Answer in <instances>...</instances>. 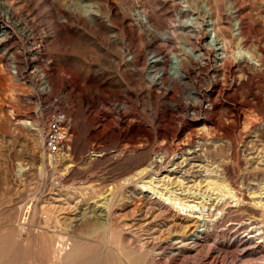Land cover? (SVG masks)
<instances>
[{"label":"rangeland","instance_id":"obj_1","mask_svg":"<svg viewBox=\"0 0 264 264\" xmlns=\"http://www.w3.org/2000/svg\"><path fill=\"white\" fill-rule=\"evenodd\" d=\"M134 4L161 36L170 33L166 25L180 30L184 19V35L148 43L128 23ZM191 16L200 26L195 33L186 26ZM0 19L6 22L0 45L15 53L19 68L25 31L41 37L50 84L49 93L35 94L14 83L0 51V264H264V0H184V11L177 0H0ZM209 19L231 50L255 53L259 65L238 61L232 72L229 55L212 76L210 63L208 74L199 73L191 57L192 81L164 74L167 91L148 86L145 54L160 53L167 70L171 55L209 40ZM213 81L217 110L199 138L200 126L183 122L186 90ZM34 102L42 118L51 108L69 117L68 152L43 151L29 120ZM176 135L188 141L191 162L203 165L190 189L228 201L219 210L215 204L209 210L206 198L195 206L211 213L197 246L177 243L192 230L185 226L189 208L139 188L153 177L137 175L152 148L165 139L169 156ZM112 188L103 208L99 195Z\"/></svg>","mask_w":264,"mask_h":264},{"label":"bare ground","instance_id":"obj_2","mask_svg":"<svg viewBox=\"0 0 264 264\" xmlns=\"http://www.w3.org/2000/svg\"><path fill=\"white\" fill-rule=\"evenodd\" d=\"M7 8H9V7H7ZM8 12L6 11L5 13L10 16L11 14H9ZM206 14H207V12H206ZM221 21H223V20H221ZM205 25L207 26L206 30L208 31V33H210V38L208 41L203 42L201 44V47H199L195 50H191L190 48H185V54L179 53L180 56H179V54H177L178 56H176V55L170 56L172 60L170 61V64H169L168 69L166 71L170 74V76L172 78H175L176 80H178L180 82L182 79L184 80V79H190L191 78V81H192V78H193V76H191L192 71L188 67V63L190 62L191 57H193V59L197 60V62H198L197 68H198L199 73L201 71H205V73L208 74L207 72H209L211 70L212 76L215 75V73L222 68V66L227 61L229 55H233L235 58V60H234L235 65L230 67V70L232 72H234L237 69L238 61H245V62L250 63V64H256L257 66L259 65L258 59L256 57L257 55H255V53L252 54L248 50L241 48V47H236L235 50H231L232 49L231 46L227 45L228 44L227 39H225V37L223 38V37L219 36L220 34L218 35V33H217V31H218L217 27L218 26L216 25L217 26L216 27L214 25V21L212 22L209 19L207 21V24H205ZM186 26L188 27V30L190 31V33L191 32L195 33V31H197L200 28V26L196 22V17H192V16L190 18H188ZM236 26H238V25H236ZM5 27H6V22H4L3 20L0 19V39H1V37H3V35H5L4 33H6ZM25 29L27 30V28H25ZM25 29H23V30L25 31ZM27 32H29V31H27ZM159 33H161V32H159ZM236 35H238V34H236ZM227 48L230 50L228 51ZM158 51H161V50H158ZM151 56H152L151 60H153V64L155 67L154 72L156 73V75H158V74L162 73V71H161L162 70V65H161L162 61H161L160 53H153L152 52ZM209 63L211 66L210 70L207 69L208 67L206 68L207 64H209ZM199 73H197V75H199ZM197 75H195L194 81H196ZM184 76H185V78H184ZM197 83H199V82H197ZM48 84H49V80H48ZM49 86H50V84H49ZM218 87H217L216 82L213 81L206 89H204V88L201 89L200 87H198V85H197V87H195L194 85L193 86L191 85V87L186 90V94L188 95V100L185 101V104L183 105L184 106V109H183L184 113H182L183 122H185V125L189 126V127L199 125L200 126L198 128V135L200 136L199 138H202V136L205 134V132L207 133V130H208V128L206 126L207 121L205 118L207 116L209 117L210 115H212V113L214 111L217 110V109L214 110L216 108L215 107L216 105L213 101L214 100L213 95H214V92H218V90H219ZM224 90L222 89L221 91H224ZM72 94H71V96H72ZM215 98H217V96ZM185 116H186V118H185ZM243 127L244 126H242L241 128H243ZM172 141H173V145H172L173 147L171 149L168 148V149H170L169 156H168L169 151H167V148H166L167 145L164 146V144L166 142L165 139L160 140L157 144H155L154 147L152 146L153 147L152 148L153 157L150 159L149 162L147 161V164H144V166L138 171L137 175H139V178H140V176L145 178L144 176L147 177L150 175H152L153 177H151L147 181H140V182H142L141 183L142 185L139 188H140L141 193H143L144 191H148V192L151 191L153 194H155L156 196L158 195L159 198L164 199L165 201H167V203H169L172 206H177V204H182V205H184V206H182V207H184V209H185V207H188L189 209H187V211L190 212V213L188 212L189 213L188 216L189 217L191 216V219L187 220L188 223L185 226L187 227V229L192 228V230H190V232L187 235L185 234L186 236L179 238L177 240V243L181 246H185V244L186 245L192 244L194 246H197L200 244L201 240H203V238L206 236V229H207V222L208 221L205 218L210 219L211 213L208 212L207 214H204L203 211H201V209H197L195 206H197V204L198 205L201 204L200 202L202 200H204V198H206V200L209 201V203H208V209L209 210L212 209L214 204H215V206L213 207V209H217V208L221 207L223 204L227 203L228 201L225 202V198H224L225 195L224 194L222 195L220 193L211 192V191L204 193V192H200V190L196 191V190L190 189L188 182L191 181L193 183H196L195 178H194L195 176L193 175V172L200 173L201 168L203 169V167H202L203 165H201L200 163H192L191 162V161H196V160L193 159V157L189 156V154H191L193 151L188 150V147H189L187 145V144H189L188 141L185 140L187 142L185 144V141H183V139L180 138L179 136L177 137V135L175 136V139H173ZM169 147H171V146H169ZM148 151H150V150H148ZM181 157H183V158H181ZM176 158H181V160L180 161L177 160V162L176 161L174 162V160ZM48 159L50 160V158H48ZM49 162H51V161H49ZM169 163H170V165H168ZM201 176H202V174H201ZM132 177L131 178L129 177V178L132 179ZM130 179H128V180H130ZM202 179H198V180L201 181ZM126 184H127V182H126ZM132 184L135 185V183H132ZM199 184L200 183H198V185ZM191 185H192V183H191ZM198 185H196V186L199 187ZM127 186H128V184H127ZM137 187H138V185H137ZM104 192H105V190H104ZM151 192H149V193H151ZM113 194H114L113 188L110 189L108 192H105L104 194H100L99 198H98L100 203H98V204L100 206H102L103 208H106L109 204V199L113 196ZM256 194H258V193H256ZM142 195H145V197L147 196L146 194H142ZM258 195L257 196L260 197V194H258ZM260 198H259V200H260ZM263 198H264V196H263ZM250 199H252V198H250ZM174 200H176V201L174 202ZM235 200H238V199H233V201H235ZM257 202H258V200H257ZM231 205H233V203ZM248 205H250V204L248 203ZM254 207H256V206H254ZM257 207H260V206H257ZM102 210H104V209H102ZM217 210H219V209H217ZM262 215H263V212H262ZM208 223H211V222H208ZM178 244H176V245H178Z\"/></svg>","mask_w":264,"mask_h":264},{"label":"built area","instance_id":"obj_3","mask_svg":"<svg viewBox=\"0 0 264 264\" xmlns=\"http://www.w3.org/2000/svg\"><path fill=\"white\" fill-rule=\"evenodd\" d=\"M179 8L184 11V0H177ZM128 23L130 27L135 29L148 42L160 44L164 40H171L174 34L184 35V19L182 23L177 25L180 29L175 31L176 26L166 25L169 34L161 36L158 29L150 22L145 10L138 4H134L130 10ZM24 47L20 51L23 59V65L19 68L16 65L15 53L6 46L0 45L2 52V63L9 79L14 83L23 84L27 89L35 94H47L50 92V86L47 81L44 65L48 64L49 59L43 55L42 39L40 36L31 32H25L23 39ZM169 51L166 49V55L169 57ZM174 52V51H172ZM152 51L144 56L141 67L144 70V77L148 86H152L156 91H167L163 82V75L172 78L166 71V66H162L163 72L156 75L154 72L153 60H151ZM164 56V55H163ZM166 57V56H165ZM123 58L130 60L132 53L124 50ZM170 58V57H169ZM169 60V59H168ZM167 60V61H168ZM162 65V64H161ZM39 103L34 102L33 116L29 117L30 125L34 128L40 137V145L45 153L56 154L68 152L70 141V119L58 109L51 108L50 112L42 118L39 115ZM42 118V119H41Z\"/></svg>","mask_w":264,"mask_h":264}]
</instances>
